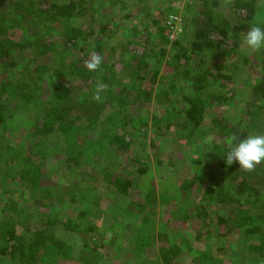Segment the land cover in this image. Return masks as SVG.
Wrapping results in <instances>:
<instances>
[{"label":"trees","instance_id":"1","mask_svg":"<svg viewBox=\"0 0 264 264\" xmlns=\"http://www.w3.org/2000/svg\"><path fill=\"white\" fill-rule=\"evenodd\" d=\"M140 1L0 0V264H264V161L223 160L264 134V0Z\"/></svg>","mask_w":264,"mask_h":264},{"label":"rangeland","instance_id":"2","mask_svg":"<svg viewBox=\"0 0 264 264\" xmlns=\"http://www.w3.org/2000/svg\"><path fill=\"white\" fill-rule=\"evenodd\" d=\"M142 1V0H141ZM140 1V3L143 5V2L144 1H142L141 2ZM259 1H261L260 3H259V6H261L262 4V0H259ZM156 2H158V4H159V6H161L162 5V3L161 2H159L158 0H149V2H145V3H147L149 6H157L158 7V5H157V3ZM184 2V1H183ZM139 3V4H140ZM139 4H138V6H139ZM163 4H165V3H163ZM166 5V4H165ZM134 7V8H136L137 6L135 5V3L134 2H132L131 3V7ZM183 6V8H184V4L182 5ZM260 10H263V8H262V6L260 7ZM181 13H179V15H178V17L180 18V19H182L183 20V16H182V13H184V11L181 9V11H180ZM123 13H125V11L124 12H122V14ZM242 13V16L244 17V15H243V13H245V12H241ZM259 15L260 16H262V15H264V10L262 11V12H260L259 13ZM174 15H171V16H169V18L171 19L172 17H173ZM76 22H78V21H76ZM185 17H184V20H183V25L182 26H180L178 23H175L174 24V30H173V32H172V39L174 38V39H176L177 37H179L181 34H183V32H184V30H186V28H185ZM151 26H153V25H151ZM188 29V28H187ZM119 36V35H118ZM135 46H137V47H134V49H136L137 51H141L142 50V45L139 43V41H137L136 42V44H134ZM242 48L243 49H248V46L245 44V43H243L242 45ZM249 50V49H248ZM121 51V50H120ZM121 54H122V52H121ZM41 61V60H40ZM156 108V107H155ZM31 110V115L33 114L34 115V113L32 112V111H35V110H33V109H30ZM235 113V112H234ZM211 114H212V112H211ZM237 116H239V115H237ZM30 117V116H29ZM231 119V117H229V120ZM208 123H210L211 121H210V116H209V118H208ZM27 125H29L28 123H26V126ZM216 133V132H215ZM218 133V132H217ZM216 133V134H217ZM257 134V133H256ZM217 139V138H216ZM214 140H215V138H213L210 142H209V148H211L212 147V144H213V142H214ZM218 140H219V137H218ZM212 143V144H211ZM168 148L169 149H171V148H173V144L172 143H170L169 144V146H168ZM168 154L166 155V158H168ZM184 167L186 168H184L183 169V171H182V176H184V175H187L188 173H190V168H191V166L189 165V164H187V165H184ZM185 170V171H184ZM45 182H46V180H45ZM50 183H53L52 181L50 182ZM137 198H139V195L138 196H136ZM126 203L127 204H129L128 205V208L130 207V208H134L135 207V204H134V202H132L130 199L127 201V202H125V203H123L122 202V207L124 208L123 210H125V208H126ZM125 206V207H124ZM168 205H166V204H161V203H159L158 204V208L156 209V214H154L155 213V211L152 213V215L154 216V219L155 220H157V222H164L165 220H170V218L172 217V215H170V212L168 211ZM172 208V207H171ZM134 210V209H133ZM129 217H128V214H127V219H128ZM127 219L125 220L127 223H128V221H127ZM165 219V220H164ZM27 220H29V216L28 217H26V216H19L18 218H17V220H15V221H17V224H20L21 226H25V224H28V221ZM100 220V221H99ZM101 220H103V218H101V219H98L97 220V222L98 223H101L102 221ZM171 223H170V221H168V222H166L165 223V225L166 226H171L170 225ZM19 225V226H20ZM64 232H66L65 230H60V233H62L61 235H59V236H63L65 233ZM159 233V230H158V228H156L155 230H154V235L155 236H157V234ZM186 234V230L184 231V232H182V235H185ZM72 235H74V236H71V234H70V237L72 238V240H74V242H76L77 243V246L78 247H76V249L78 248V249H82V245H83V241H82V234H79V233H72ZM155 239H157V238H155ZM185 244V243H184ZM185 246L187 247V245L185 244ZM154 248H156V246H154V247H152V248H150V250H154ZM99 253H97V257H98V259L99 260H96L95 259V257H94V252H90L89 250L88 251H84V249H83V252H84V254L83 255H86V256H89L88 258L87 257H85V256H83V260H84V263L82 262V260H81V257H79L78 255H77V253H76V255H77V257L76 258H78L79 259V261H77V260H72V261H70L69 262V264H124V262H126V257H128L129 258V255H127L126 254V252H125V250H121V249H119V250H115V248H113L112 246H108V247H99ZM88 254V255H87ZM96 261H98V262H96ZM2 263H4V264H6L7 263V261H2L1 262V264Z\"/></svg>","mask_w":264,"mask_h":264},{"label":"clouds","instance_id":"3","mask_svg":"<svg viewBox=\"0 0 264 264\" xmlns=\"http://www.w3.org/2000/svg\"><path fill=\"white\" fill-rule=\"evenodd\" d=\"M243 41L248 49H264V25L250 24L248 30L243 33ZM101 63L102 57L93 54L86 66L89 71H95L99 69ZM95 98L100 97L97 95ZM223 160L226 166L236 163L244 170H252L264 161V134H251L243 139L233 137Z\"/></svg>","mask_w":264,"mask_h":264}]
</instances>
